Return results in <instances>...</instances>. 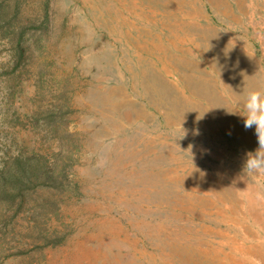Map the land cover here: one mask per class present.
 Returning <instances> with one entry per match:
<instances>
[{
  "label": "rangeland",
  "instance_id": "obj_1",
  "mask_svg": "<svg viewBox=\"0 0 264 264\" xmlns=\"http://www.w3.org/2000/svg\"><path fill=\"white\" fill-rule=\"evenodd\" d=\"M5 4L27 49L0 35V170L59 177L0 206V264H264L260 145L234 113L264 92V0Z\"/></svg>",
  "mask_w": 264,
  "mask_h": 264
},
{
  "label": "trees",
  "instance_id": "obj_2",
  "mask_svg": "<svg viewBox=\"0 0 264 264\" xmlns=\"http://www.w3.org/2000/svg\"><path fill=\"white\" fill-rule=\"evenodd\" d=\"M5 1L6 0L0 1V35L3 37L12 32L8 29V26L11 25V20L8 21L7 24L4 20L6 16L5 10H7ZM11 36H8V38L10 40L12 38L13 42H17L13 48L14 51H16L17 60L20 63L27 49L24 45L27 40L25 38V31L19 26V30L16 34L12 32ZM58 177V172L44 169L42 165H39V161H36L33 157L25 158L20 155L15 157L12 162L8 161L4 163L0 170L1 208L7 212L16 208L17 212H21V210L24 209L22 207L27 199L30 196L32 198L29 184L50 185V183L57 181ZM39 178H42V180L37 182L35 179ZM24 211H26V209Z\"/></svg>",
  "mask_w": 264,
  "mask_h": 264
},
{
  "label": "clouds",
  "instance_id": "obj_3",
  "mask_svg": "<svg viewBox=\"0 0 264 264\" xmlns=\"http://www.w3.org/2000/svg\"><path fill=\"white\" fill-rule=\"evenodd\" d=\"M234 113L244 117L245 128L255 125L260 145L255 153H248L245 171L247 174L264 172V92H248L242 110Z\"/></svg>",
  "mask_w": 264,
  "mask_h": 264
},
{
  "label": "bare ground",
  "instance_id": "obj_4",
  "mask_svg": "<svg viewBox=\"0 0 264 264\" xmlns=\"http://www.w3.org/2000/svg\"><path fill=\"white\" fill-rule=\"evenodd\" d=\"M186 4V3H185ZM189 37V36H188ZM227 37V36H226ZM175 39V38H174ZM179 39V38H178ZM177 40V39H176ZM166 41V40H165ZM187 41V40H186ZM167 42V41H166ZM192 42V41H191ZM194 44V43H193ZM166 45V44H165ZM150 46V45H149ZM188 47V46H187ZM203 48V47H202ZM232 48V47H231ZM152 49V48H151ZM173 50V49H172ZM205 50V49H204ZM223 51H225V49H223ZM231 51V50H230ZM176 52V51H175ZM198 53V52H197ZM168 54V53H167ZM181 54V53H180ZM224 55V54H223ZM206 56V55H205ZM238 56V55H237ZM162 57V56H161ZM199 57V56H198ZM164 58V57H163ZM230 59V58H229ZM227 60L224 56H223V58H221L220 59V62H222L221 64H224V65H228V66H230V65H232L233 64V60L232 59H230V60ZM191 60V59H190ZM181 62H185V63H187V61L186 60H184V59H182L181 60ZM172 64V63H171ZM209 69V68H208ZM210 75V74H209ZM208 76V75H207ZM212 81V80H211ZM219 88V87H218ZM220 89V88H219ZM185 93V92H184ZM187 93V92H186ZM187 94H189V93H187ZM180 100V102H181V104H182V106L181 107H183V104L185 105V106H189L191 103H193L190 99H189V97H186V96H181V98L179 99ZM208 128V127H207ZM180 187V186H179ZM216 189V188H215ZM216 201V200H215ZM217 202V201H216ZM217 210H218V208H217ZM237 210H239V209H237ZM241 211V210H240ZM239 211V212H240ZM223 212V211H222ZM216 219V218H215ZM233 221V220H232ZM235 222V221H234ZM218 229V228H217ZM202 235V234H201ZM206 236V235H205ZM233 238V237H232ZM213 239V238H212ZM232 240V239H231ZM200 241V240H199ZM235 241V240H234ZM224 242V241H223ZM222 244V243H221ZM233 245V244H232ZM212 249V248H211ZM221 249V248H220ZM243 249V248H242ZM216 250V249H215ZM222 250V249H221ZM246 250V249H245ZM244 251V250H243ZM247 251V250H246ZM225 252V251H224ZM245 252V251H244ZM226 253V252H225ZM231 253V252H230ZM234 253V252H233ZM255 253V252H254ZM212 255H213V253H212ZM219 255V254H218ZM227 255H228V253H227ZM234 255V254H233ZM253 255V254H252ZM251 255V256H252ZM255 255V254H254ZM225 256V255H224ZM223 256V257H224ZM229 257H230V255H228ZM260 256V255H259ZM226 257V256H225ZM243 257V256H242ZM253 257V256H252ZM169 258H171V257H169ZM233 258V257H232ZM248 258V257H247ZM254 258V257H253ZM243 260H241L239 263H237V258H233L232 259V262H235V264H257L254 260H245V258H242ZM229 260V259H228ZM214 264V263H213ZM218 264H222V263H218Z\"/></svg>",
  "mask_w": 264,
  "mask_h": 264
}]
</instances>
